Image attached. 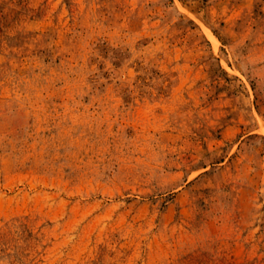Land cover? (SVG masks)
Instances as JSON below:
<instances>
[{"label": "rangeland", "instance_id": "1", "mask_svg": "<svg viewBox=\"0 0 264 264\" xmlns=\"http://www.w3.org/2000/svg\"><path fill=\"white\" fill-rule=\"evenodd\" d=\"M0 264H264V0H0Z\"/></svg>", "mask_w": 264, "mask_h": 264}]
</instances>
